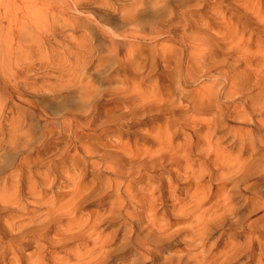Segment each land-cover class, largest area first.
<instances>
[{"label": "bare ground", "instance_id": "1", "mask_svg": "<svg viewBox=\"0 0 264 264\" xmlns=\"http://www.w3.org/2000/svg\"><path fill=\"white\" fill-rule=\"evenodd\" d=\"M20 1L18 33L30 32L41 53L56 43L64 54L58 55L55 70L51 60L40 61L46 70L42 86L26 93L22 90L28 88V80L18 77L10 82L3 74L5 110L18 116L16 123L7 118L9 128L0 127V210L16 212L9 224L0 220V264H104L123 250L133 251L130 264H147L152 249L164 246L154 259H162L161 264H237L244 259V242L230 240L214 253L221 239L212 246L209 239L226 227L241 229L240 220L234 219L238 198L245 200L246 208L252 205L253 213L264 209V192L251 193L264 181V138L252 129L264 126V0H228L227 6L225 0ZM198 7L209 11L195 21L200 27L194 33H179L181 26L195 27L188 12ZM226 7L236 12V22L228 21ZM14 21L9 20L11 27ZM93 27L95 33L88 34ZM214 27L219 31L213 32ZM77 28L85 35H65L67 29ZM58 38H73L76 44L66 48ZM142 42L155 45L149 49L139 45ZM240 63L256 68L240 74ZM35 69L36 65L26 71ZM110 70L124 73L121 85L110 86ZM252 88L258 95L246 97ZM180 96L190 99L189 106L180 105ZM105 97H110L109 109L99 108ZM32 112L37 119L28 116ZM140 117L164 120L147 130L144 137L150 148L133 151L119 143L117 151L98 156L102 152L97 146L104 145L83 142L94 137L93 129ZM220 133L224 134L218 137ZM227 141L241 145V151H231ZM250 149L263 159L244 158ZM44 153L51 156L45 158ZM114 155L129 163L126 175L131 181L120 169L116 172L114 163L107 164ZM89 173L94 178L87 182ZM167 174L169 181L162 177ZM136 176H148V188L135 190ZM60 178L66 192L54 191ZM157 180L159 186L151 187ZM113 196L116 202L104 213L78 216L88 205L99 200L108 204ZM133 199H138L141 212L131 211ZM167 216H172L170 223L163 222ZM144 222L149 224L146 229L140 227ZM102 223L118 226L116 235L104 239L98 234ZM250 231L249 262L264 264V227L260 233ZM121 232L118 248L108 251ZM33 237L42 241L44 250L38 248L25 262L11 243ZM70 241L85 245L74 259L49 252L53 244Z\"/></svg>", "mask_w": 264, "mask_h": 264}, {"label": "rangeland", "instance_id": "2", "mask_svg": "<svg viewBox=\"0 0 264 264\" xmlns=\"http://www.w3.org/2000/svg\"><path fill=\"white\" fill-rule=\"evenodd\" d=\"M20 3H21L20 0H18V2H13V3H10L9 0H0V22L2 23V27L0 28V87H1V84L4 83L3 74H4V76L7 77V79L10 82H13L14 78H18V77H20V79L25 78L26 80L29 81L28 82V88H23L22 91H24L26 93V92H29L30 89L33 88V87H41L42 86V83L44 81L43 77L45 76L44 73L46 72V70L39 66L40 61H50L51 60L52 61V66H53L52 68H54V70H55L57 65H58V62H59L58 55L62 54V53L64 54V50L62 48H60L59 46H57L56 43H54V44L50 45V47H48V48H51V49H48L46 51L43 50L44 52L41 53V52H39L41 50H38L37 49L38 46L36 44H34V42L32 41L33 38L31 36L30 32L27 33V34H23L24 36L18 33L19 29H18L16 20L20 17V13H21V10L19 8L20 7ZM229 4H230V2L228 0H225L224 6H227ZM89 8H90V6H89ZM229 10H230V12H228V8L227 7L224 9V12L228 13V14H226L227 17H228V21L233 20L234 22H236V20L234 19L236 17L234 13H236V12L232 11L231 8H229ZM208 12L209 11H207L204 7H198V9H193L191 12H188V18L191 21V25L195 24V27L191 28V29H187V26H181L180 29H178V32L181 33V34H190V33L196 32V30H197L196 27L198 25L200 27V24H196L195 21L200 19L201 14H206ZM100 13H101V11H100ZM96 14H99V12L96 13ZM101 15H102V13L100 14V16ZM9 20H15L13 22V26L12 27L9 25ZM205 20H206V18H204V21L203 20L202 21L205 22ZM183 23L185 24V22H183ZM83 26H85V25H83ZM40 27H39L40 29L38 28L39 30H37V33L34 36L35 39H36L37 36L39 37L40 33L43 30V28H42L43 26L41 25ZM83 28H86V27H83ZM83 28L67 29V33L65 35L68 36V35L72 34L73 38H80V37H82V35L83 36L85 35ZM26 31L27 30H25L24 32L26 33ZM212 31L213 32H217V31H219V29H218V27H214ZM92 32L95 33L94 27L87 30L88 34H90ZM44 36L46 37V35H41L40 39L43 41V43H48L45 40ZM73 38H71L70 40H66V41L63 40L62 38H58L57 40L60 41V43H59L60 46H64L66 48H70V47L74 46V44H76V42H74ZM21 40L23 41V44L20 43ZM97 41L99 42L100 40L98 39ZM139 45L145 46V47H147L149 49H152V47L155 44H152V45H148L147 44L146 45V44H144L142 42V43H139ZM222 58L223 57L221 56L220 59H222ZM14 61H17L18 64H16ZM160 63L161 62H159L158 64H160ZM240 64L238 65L239 67L238 66L236 67L238 69V73L240 72V74L242 73V71L244 73V71H246V70L247 71L251 70V69L254 70L256 68L255 64L254 65H247V64H243V63H240ZM35 65L38 67V69H35L34 71H31V72H27L26 71V69H28L29 67L35 66ZM49 69H51V68H49ZM112 72L113 71L110 70V73H109L110 77H109L108 80L111 79L114 82L111 83L110 86H113V85L119 86V85H121V80L124 78V76H123L124 73L120 72V71H116L114 73H112ZM53 74L54 73L52 71L51 75H53ZM99 78L100 77H98L97 79H99ZM262 79H261V81L263 82V86H264V79L263 80ZM153 80L156 81L157 79H153ZM115 86H113V87H115ZM26 90H28V91H26ZM258 92L259 91L255 90V88H252L251 91H248L245 94V96L246 97H248V96H250V97L252 96L253 97L255 95H258L257 94ZM2 93L3 92L0 89V127H5V129H6V128H9L7 125L10 123L9 121H7V118L9 120L11 115L8 114L7 111L5 110L6 107L4 105L7 102L6 101L7 97L6 96L3 97ZM181 97L182 96H180V98H178V101H179L180 105L182 107L189 106L190 99H185V98H183V97L181 98ZM27 98H31V97L27 96ZM109 98L110 97H105L103 100H101L99 102V108L109 109L108 108L110 106V104L108 105V103H109L108 99ZM20 103H21V101H20ZM23 104H25V103H23ZM10 106L12 107V104H10ZM23 106L26 107L28 105L25 104ZM14 110H15L16 113L18 112L17 108H14ZM17 116H18V114L12 115L10 120L11 121L17 120ZM28 116L30 118H31V116H33L35 119H37V115L34 112H32V114H29ZM159 117H161V116H159ZM163 117H161V118H163ZM207 118H210V116L207 117ZM155 119H157V117H151L150 119L148 118V120H147V118L146 119H142V117H140V119L137 118V119L128 120V121L121 120L119 122L114 123V125H112V126H110L108 128H104V129H100V130L99 129L98 130L93 129L90 134L94 135V137L85 138L83 140V142H86V143H89L91 145H94L95 147L98 144L99 145H104V147L97 146V150L99 152H102V153H99L100 155L98 154V156L104 155L105 152H111V151L115 152V151H117V146H119V143H122L124 145H129L132 148L133 151H136V150H139V149H147V148L151 147V145L146 142L147 140L144 137L146 132H147V130L151 129L153 124L155 126H161V125L164 124V120L163 121L160 120V121L154 122L153 120H155ZM15 123H16V121H15ZM40 124L41 123H38V125H40ZM252 127H253L252 129H254L255 133L259 137H261V138L263 137L264 138V126L258 125V126H252ZM244 128L251 129V127H248V126H245V125H244ZM223 134L224 133H220L218 135V137L222 136ZM230 143H231V141H227V143H225L226 144L225 146H230ZM64 145H65V143H61L59 146L62 148ZM232 147H234V148H232ZM230 150L231 151L235 150L234 152L238 153V152L241 151V145H237V147L230 146ZM247 151L249 152V154H248ZM253 152H255V150H251V149L250 150H246V152L244 153V158H249V157H251L250 155H252V159L255 160V161H259V160L263 159L262 155L255 154ZM50 156H51L50 153L49 154H45L44 153V157L45 158H49ZM115 158H118V160L115 159ZM111 163L115 164L114 167H116V169H117L116 172H118V169H120L121 172L123 174H125L126 181L127 180L131 181L132 178L131 177L127 178L128 175H126V174H128L130 172L129 171L130 170V165H129L128 162H126L125 160H121V158H119V157L114 155V156H112V159L108 161L107 164L111 165ZM81 168H84V166H81ZM99 168H104V167L101 165ZM168 169H169V167H168ZM42 170H46V169H42ZM85 177H86L87 182L94 178L93 173H89ZM90 177H91V179H90ZM144 177H145V179H144ZM144 177H139V176L138 177L137 176L134 177V178H136V179L138 178V179L134 180L133 188H135L136 186H139L138 188L136 187L135 190L136 189L140 190L143 187L144 188H148V184L150 183L149 177L148 176H144ZM162 177H163V179L165 181L171 180V177L168 174L167 175H162ZM61 181H62V179L60 178L58 180V182H57V185L54 187V191L62 192L64 190V192H66V190H68V189H63L61 187V184H60ZM255 181H257V180H255ZM259 182L260 181H258V183ZM213 183H214L213 184L214 187H215V185L218 184V183H216V181H214ZM158 184H159V180H157V182L154 183L151 187H154V188L158 187L159 186ZM250 184H252V183H250ZM260 184H262V185L253 187V190L251 191V193L256 192V193L263 194V192H264V181L261 182ZM139 190H138V193H136L135 195H139ZM261 190H263V191H261ZM241 199L242 198H238L237 201L235 202L236 203L235 204V209H236L235 217L236 218H234L235 220H240L241 229L233 228L231 230H228V227H226V229H224V230H218L219 232L216 231V234L214 236L210 237L209 242L211 244L210 246H212L213 244H215L217 242V240L221 239L220 241L217 242V245L215 246L216 248H214L215 250L213 249L214 253H218L223 248L221 246H224L230 240L236 239L234 241H236V242H244L245 243V246H244V251H245L244 252V259H242L239 262H237V264H253V263L249 262V260H250L249 257L250 256H249V254H247V249H248V247L250 245L249 244V242H250L249 241V236L247 238V235H249V232H248V231H250L249 229H252L251 231H254V230L256 232L258 231V233L263 231V227H264V209H262L263 208L262 207L261 209H259L258 212H254L253 213L252 208H251L252 205L249 206V207L247 206V208H246L244 206V204L246 203L245 200L244 199L241 200ZM260 199L261 198L258 199L259 200L258 202H261V204H262V201H260ZM116 200H117V197L113 196L112 198H109L107 200L109 203L105 204V205H101L102 203L99 200V201H97L96 204L88 205L82 211V213L80 211V214H78V216L79 215L80 216H85V215H88V212H94L96 210H100V211L102 210L101 212L104 213L109 207L112 206V204H114V202H116ZM135 201H137V203H138V199L137 200L133 199L132 201L130 200L129 201V206H131V211H132V208H133L132 212H134V210H135V212L137 211L139 213V212H141V208H140L139 203L137 204ZM168 202H170V201H168ZM168 202L166 203L167 204V209L171 210L173 204L171 202L170 203H168ZM160 208L161 207L158 206V210ZM239 208H241L240 211H239ZM162 212H160V214ZM0 213H2V214H0V220L3 219L2 222H4V220H5L4 225H7L10 222L8 219L11 216H13L16 212L11 210V209L7 210L6 208H4V209L0 210ZM250 213H251V215H249ZM171 218H172V216H170V217L167 216V217H165L166 220H164L163 222L166 223L168 221L167 223H170L169 221H172V220H170ZM257 220H259V221H258L257 224H255V222H257ZM146 223L147 222L143 223V225H145V227L143 225H141L140 227H142V229L143 228L146 229L147 228L146 226L147 225L149 226V224L148 223L146 224ZM54 224H57V223H54ZM63 226H64V224L61 225L60 228H62ZM106 226H108V225L105 224V223L100 224L99 227H98V234L102 235V237L104 239L108 238L112 234H113L112 236L116 235V231L118 230V226H112V227H106ZM53 234H54V232L52 234H50L49 236H47V237L51 238L53 236ZM117 235H118V237H117L118 239L116 238L110 244V246H109L110 248H108V251L115 250L120 245L121 238H122V237H120V235L122 236V232L117 234ZM236 236H238V237H236ZM245 239H246V241H245ZM38 240H39L38 237L30 238L28 240L29 242L31 241L29 246H26L28 244L27 240L26 241H21V243H19L18 241L12 242L11 245L14 246L13 248H14V250L17 251V253L19 252L20 255L23 253L21 256L24 257V258L26 257L25 258V262H26L27 257H30V255H33V253L38 248H40V246L42 245V241H40V240L38 241ZM46 240H48V239H46ZM73 242L74 241H70V243L68 242V244H64L66 247L63 244H53L52 247H54V248L56 247V248L55 249L52 248L51 250L49 249V252L51 253V255H54L55 257L60 258V259H63V258H66V257L70 258V259H74L75 257L73 256V254L77 251V249L80 246H82L84 248L85 245H82V244L79 245L78 242L77 243H75V242L73 243ZM20 244H21V246H20ZM89 247L91 248L92 245H90ZM164 247H155V249L153 248L154 251L152 249V251H151L152 252L151 253L152 256L150 254V257H149L150 260L148 261L147 264H151V262L157 257L156 255H158L159 252H161V251L166 249V248L164 249ZM257 247L258 246H256L254 248L256 251L259 250ZM43 250L44 249L41 247L40 251H43ZM124 251L125 250L115 252L118 255L113 253L111 257H110V255H111L110 254L109 257H110V259L112 261H106L104 264H113V263L114 264H130L131 260L133 259V256H132V252L133 251H130V252H127V251L124 252ZM153 252H155L156 254L153 253ZM65 254H67V256ZM69 254H71V255H69ZM126 254H129V255H127L128 258L127 259H123L126 256ZM164 254H165V252H164ZM70 256H72V257H70ZM108 260H109V258H108ZM154 261H155V263L152 262L153 264H161L162 259H160L161 262L158 259H156ZM157 261H159V262H157Z\"/></svg>", "mask_w": 264, "mask_h": 264}]
</instances>
